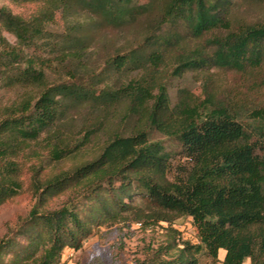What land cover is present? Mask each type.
I'll use <instances>...</instances> for the list:
<instances>
[{
    "label": "trees",
    "instance_id": "16d2710c",
    "mask_svg": "<svg viewBox=\"0 0 264 264\" xmlns=\"http://www.w3.org/2000/svg\"><path fill=\"white\" fill-rule=\"evenodd\" d=\"M8 1L38 9L23 19L0 7V88L24 90L0 109V205L22 190V161L34 145L43 142L54 163L92 146L100 124L88 125L73 140L63 124L73 109L109 110L119 126L91 159L43 182L33 172L35 203L0 239V264H61L63 251L80 249L94 227L127 219L144 227L165 224L159 226L164 241L149 245L134 264H199L200 255L216 264L218 250L225 252L222 264H264V108H244L207 91L199 99L180 90L172 103L165 82L154 77L169 61L173 77L211 70L261 73L264 21L234 20L230 0ZM57 14L64 30L54 34L46 28ZM82 14L116 30L141 21L146 33L84 79L91 41ZM41 47L57 65H68L70 82L47 83ZM125 74L138 77L108 82ZM245 117L249 124L241 122ZM151 132L175 141L186 160L171 178L172 154L150 139ZM66 191L71 196L65 204L45 208ZM136 197L144 205L135 206ZM180 218H190L195 243L173 227Z\"/></svg>",
    "mask_w": 264,
    "mask_h": 264
},
{
    "label": "rangeland",
    "instance_id": "374dc122",
    "mask_svg": "<svg viewBox=\"0 0 264 264\" xmlns=\"http://www.w3.org/2000/svg\"><path fill=\"white\" fill-rule=\"evenodd\" d=\"M160 2L161 0H157ZM232 2L231 16L234 20L243 22L264 21V5L257 0H230ZM141 2H147L142 0ZM0 7L6 8L11 14L28 19L38 9L37 4L20 3L13 4L8 0H0ZM83 26L84 35L91 41L85 51L83 66L84 79L94 73L99 72L107 58L117 54L130 47H134L146 30L141 21L121 29L116 30L105 27L92 21L86 15L82 14L79 18ZM46 30L58 34L64 30V24L61 16L56 15L53 24L47 26ZM3 36L10 44H14V39L7 33ZM194 45V43H190ZM42 58V64H47L44 68L46 81L49 84L57 82H70L68 65L61 67L53 62L54 55L49 51H44L42 47L37 50ZM70 65V64H69ZM171 63H165L154 77L158 82H165L169 98L172 103L177 101L178 92L184 90L195 98L202 99L204 91L210 92L217 97L228 96L236 100L238 105L244 108H264V86L261 81L264 79V70L259 74H235L233 72L211 70L209 72H191L181 77H173L170 74ZM138 75H126L125 77L111 76L109 83H121ZM102 85L99 87L101 88ZM98 87V88H99ZM24 90L0 88V109L8 107L20 99ZM95 122V123H94ZM119 120L112 117L108 111H92L88 108H77L70 111L64 126L73 133L72 139L80 138L90 124H100L99 132L93 140L92 146L87 150L66 159L60 163L49 161L47 149L43 142L34 145L33 155H28L23 161L21 179L23 182L22 190L14 198L0 205V239L7 233L13 231L20 219L27 216L35 203L32 194L31 181L33 172L40 181L48 177L65 171L79 162L91 159L96 154V147H99L109 134L118 130ZM241 122L246 125L251 121L241 118ZM130 127V123L123 127L124 133ZM150 139L159 141L168 152L172 154V170L169 177L178 174L185 166L186 160L181 157L180 150L175 141L170 140L156 132H151ZM94 145V146H93ZM71 196L69 191L52 197L47 200L45 208L55 209L65 204ZM133 204L137 207L142 206L143 202L136 197ZM144 205V204H143ZM138 221L127 219V221L114 224L94 227L91 235L83 241L78 250L65 249L61 255V264H134L142 260L146 255L149 245L155 247L165 239V234L161 232V223L159 226L144 227V223L138 226ZM158 226V227H156ZM174 228L179 232L182 240L196 242L195 229L190 218H180L174 221ZM199 264H210V260L204 255H200ZM243 264H249L246 260Z\"/></svg>",
    "mask_w": 264,
    "mask_h": 264
},
{
    "label": "crops",
    "instance_id": "0c3cea01",
    "mask_svg": "<svg viewBox=\"0 0 264 264\" xmlns=\"http://www.w3.org/2000/svg\"><path fill=\"white\" fill-rule=\"evenodd\" d=\"M224 256H225L224 250H218L217 263L216 264H222V261L224 259Z\"/></svg>",
    "mask_w": 264,
    "mask_h": 264
},
{
    "label": "built area",
    "instance_id": "2783aa9c",
    "mask_svg": "<svg viewBox=\"0 0 264 264\" xmlns=\"http://www.w3.org/2000/svg\"><path fill=\"white\" fill-rule=\"evenodd\" d=\"M138 226H140V224H137ZM173 227H174V225H173Z\"/></svg>",
    "mask_w": 264,
    "mask_h": 264
}]
</instances>
